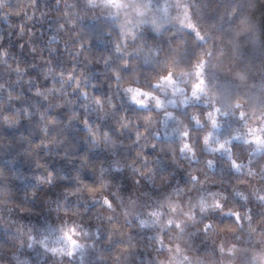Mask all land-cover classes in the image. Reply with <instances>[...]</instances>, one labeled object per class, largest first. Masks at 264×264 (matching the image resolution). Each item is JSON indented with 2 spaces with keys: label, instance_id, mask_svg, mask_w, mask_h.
<instances>
[{
  "label": "clouds",
  "instance_id": "clouds-1",
  "mask_svg": "<svg viewBox=\"0 0 264 264\" xmlns=\"http://www.w3.org/2000/svg\"><path fill=\"white\" fill-rule=\"evenodd\" d=\"M0 264H264V0H0Z\"/></svg>",
  "mask_w": 264,
  "mask_h": 264
}]
</instances>
